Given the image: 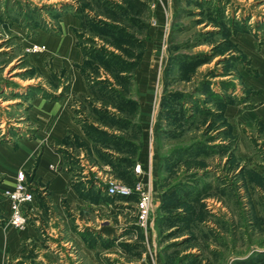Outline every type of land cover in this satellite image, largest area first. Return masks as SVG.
Masks as SVG:
<instances>
[{
	"label": "rangeland",
	"instance_id": "1",
	"mask_svg": "<svg viewBox=\"0 0 264 264\" xmlns=\"http://www.w3.org/2000/svg\"><path fill=\"white\" fill-rule=\"evenodd\" d=\"M109 1L126 7L135 22H142L143 31L138 23L134 25L139 28L114 24L135 44L126 41L123 48L115 49L81 31L79 10H85L89 21L111 22L99 14L98 5H104L99 0H0V229L9 225L10 214L3 193L13 187L4 150L13 154L18 145L34 143L59 157L61 164L54 169L69 176L78 198L89 205L79 214L81 220L83 217L92 225L137 226L136 243L121 244L131 248L126 249L128 259L141 257L150 247L152 264H264L260 259L264 253V0ZM89 25L86 22L88 30ZM101 50L127 64L131 86L123 87L121 79L98 64L99 57L92 58L93 51ZM196 55L203 57L204 64L187 69L186 64H178L168 72L174 56ZM98 84L108 91L126 92L127 98L138 102L135 118L106 107L110 115L132 122L126 131L95 122L93 108L104 106L90 94L97 91L92 88ZM201 87L221 95L223 107L227 104L222 120L228 124L229 119V127L223 128L221 119L209 115L174 127L180 101ZM34 98L42 102H32ZM199 98L207 109L217 112L210 103L213 99ZM165 99L171 122L162 116ZM229 106L233 109L227 110ZM190 107L191 103H185V115H191ZM52 109L67 114L65 130H53ZM86 124L122 137L127 145L117 151L94 144L86 136ZM159 128L170 134L157 143ZM195 143L214 149L206 157L165 163L166 169L158 174L160 155ZM217 147L227 148L228 154H221L224 150ZM39 148L32 166L19 172L26 174L34 194L43 196L46 189L33 182L42 153ZM105 156L116 166L115 161L124 163V168L133 162L134 168L141 166L140 178L153 194L146 229L137 225L135 196H106L103 183L108 180L133 186L137 179L132 175L120 178V168L104 162ZM190 181L197 183L198 200L161 211L163 197ZM29 208L30 212L38 209L36 199ZM164 217L167 219L161 220ZM36 221L39 225V219ZM57 249L56 253L45 252L42 246L40 254L33 251L13 263L15 259L1 242L0 264H68L60 263L63 259ZM100 257L96 252L97 264Z\"/></svg>",
	"mask_w": 264,
	"mask_h": 264
},
{
	"label": "crops",
	"instance_id": "2",
	"mask_svg": "<svg viewBox=\"0 0 264 264\" xmlns=\"http://www.w3.org/2000/svg\"><path fill=\"white\" fill-rule=\"evenodd\" d=\"M54 47H57L56 43ZM31 101L38 102L41 100L34 98ZM59 104L53 105L58 106ZM39 106L42 107V103ZM58 107L59 109L61 108V106ZM230 109L233 108L229 106L227 110ZM61 112L59 110L56 113L52 109L50 117L53 118L52 122L55 124L53 130H59L60 127L64 130L66 128L64 126L67 123L65 118L67 114H61ZM255 118L262 119L259 115H255ZM227 122L231 125L229 119H227ZM41 138L44 139L43 137ZM39 147L40 145L35 146L34 143H29L25 146L18 145L13 154L4 150V154L9 158L7 167L11 174L9 177L11 180L9 181L12 183L10 185H14L17 171H26L32 166L35 162V152ZM39 149L38 153H41V150L42 153L36 162L37 169L33 182H37L38 186L41 185L46 189V192L44 191L45 195L43 193L42 196L38 192L35 194L38 209L36 211L33 209L29 213V223L24 230H16L10 225H6L2 230L0 229V245L2 242L3 250L8 251L11 259H15L13 263L22 261L23 258H26L24 256L33 251L38 254V250L40 248L42 250V246H44L45 252L53 251L54 253H56L54 249L59 247L57 250L59 251L60 258L63 259L60 263L97 264L98 261L95 258L96 252H99V255H101L99 259L100 264H108V262L114 264L154 263L153 257L149 255V251L154 253L152 248L148 247L149 251L142 252L141 257L131 260L128 259L126 254V249L131 248L121 245L136 243L134 240L135 233L138 231L136 225L102 226L92 225L90 221L85 223L83 217L81 220L79 214L81 215L84 208L89 205L78 198L76 192L71 187L69 176L54 169V167L61 164L59 157L47 153L46 150L48 149L46 147H40ZM153 175L155 177V173ZM36 219H39V225H37ZM34 222L36 225H34ZM23 247L27 249L24 250L26 251L24 253L21 251ZM39 258L35 259L34 262L37 263ZM23 264H26V262H23Z\"/></svg>",
	"mask_w": 264,
	"mask_h": 264
},
{
	"label": "trees",
	"instance_id": "3",
	"mask_svg": "<svg viewBox=\"0 0 264 264\" xmlns=\"http://www.w3.org/2000/svg\"><path fill=\"white\" fill-rule=\"evenodd\" d=\"M92 2L96 1V0H91ZM100 2L103 3V0H99ZM106 2L102 4H99L98 8L101 9L102 11L99 12V14H101V16H103L104 18H107L108 20H110V23L107 22H97L96 20H92L89 21L87 20L89 18V16L87 15V17L85 16V10L84 11H80L77 12V16L80 17L81 19V31L90 34V36H95L96 38H99V40H101L105 45L111 46L115 49H121L123 48V42L126 41H131L133 44H135V40L131 37H129L123 30H121L120 28L117 27V25H114L115 23H121L124 24L125 26H129V27H133L136 26L139 28L140 31H143L144 27L142 25V22H135V20L132 19V16H130L128 10H126V7H123L122 5H118V4H112L111 1L107 0L104 1ZM219 9H217V13L219 14ZM34 17V15H31ZM84 17V18H83ZM28 18V16H26V19ZM216 19H218V17H215ZM34 19V18H33ZM15 21V20H14ZM90 23V29L88 30L87 28H85V24L86 22ZM18 23L21 25V23L18 21ZM134 23H138L139 26L134 25ZM28 24H32L31 22H28ZM28 27L29 28V26ZM133 24V25H132ZM79 36V34L77 33V37ZM142 48V45H141ZM96 55V56H95ZM103 56H107L105 59ZM96 58H100L98 64H101V66L103 68H105L106 70H108L109 72L114 73L115 78L119 81H123L121 82L123 84V87L126 86L127 84L129 86H131L132 83V73L131 71H127L126 67L127 64L124 63V61H121V59H119L118 57L114 56L113 54L111 55H107L105 52L101 51H93L92 52V58L94 59ZM203 57L202 56H192V57H178V56H174L173 58H171L170 63H169V70L168 72L171 73L172 70H174L173 68H175L176 65L178 64H186L185 65V69L187 68H191L193 66H199L204 64L203 60H201ZM184 69V68H183ZM83 74V73H82ZM129 74V75H128ZM84 75V74H83ZM121 79V80H120ZM202 85V84H201ZM207 85V84H204ZM92 90H97L96 92H90V94L93 96L95 102H102L103 103V108L101 109H96L93 108V111L96 112L97 117L94 119L95 122L100 123L103 126H107L110 128H115L117 130L120 131H126L128 129V126L130 125V123L132 124V122L130 120L127 119H121V118H116L113 115H110V113L106 110L107 106H111L114 109H117V111L123 113V114H131L132 118L139 113V104H137L138 102H134L132 100H130L129 98L126 97V92L123 94L121 93H117V91L115 90H110L108 91L105 87H103V85L98 84L95 85ZM206 95V97H209L211 99H213L212 101H210V103H212L213 105H215L217 112H211L209 109H207L205 107V104H201V101H199V96H203ZM181 100V99H180ZM222 97L221 95H216L214 94L212 91H208L206 89H204L203 87L201 88H196L195 91L190 94L188 96V99H186V101H180V115L178 114V117L175 116V118H173V120L176 121V123L174 124V127H181L182 124L183 125H189L190 123H193L194 120H196L197 117L203 116H211V118H218L219 120L221 119L220 124H222L223 128L229 127L228 124H226V120H222V113L225 108L227 106V104H223L224 102L221 101ZM191 103V107L189 108V111H191V115H185L186 114V108H185V103ZM218 102V104H217ZM182 103H184L182 105ZM169 106V105H168ZM166 105V99L163 101V107H162V116L163 119H169L170 122L172 120V118L169 116L171 115L170 109ZM220 107V109H219ZM210 112H209V111ZM222 112V113H221ZM170 125V124H169ZM173 126V125H172ZM85 133L87 138L92 141L94 144L100 145L102 147H112L115 150L118 151V149H122V146H126V140L123 139L122 137L119 136H113L110 135L108 133H105L104 131L100 130V129H96L91 125H85ZM136 130L138 133H140L139 126L138 124L135 126ZM158 135H157V143L161 141L162 138L167 137V134H170L169 131L161 130L160 128L158 129ZM218 149H223L224 152H221V154H228V151H226L227 148H223V147H217ZM214 147H209V146H205L202 144H192L186 148H177L176 150L172 151L171 153H169L168 155H160L161 158V163L159 165L158 168V174L160 175L162 172H164V170L166 169L164 164H168V163H172L175 164L177 161H183L184 159H196L198 157H206L208 155V151H213ZM120 151V150H119ZM211 154V153H210ZM215 154V153H212ZM102 160H104V162L110 164L111 166H113L115 169H118V173L120 178H124V177H131V175L133 176V178L136 180L135 176H134V162H130L132 164L128 165V168H124L122 167V165H124V163L122 164L121 162L115 161L117 163V166L112 162L111 157L105 156V158ZM122 164V165H121ZM134 164V165H133ZM157 174V175H158ZM123 180V179H122ZM125 181V180H124ZM134 184V181H133ZM197 183L190 181L187 182L186 184H179L176 186V188L171 191L169 193V195L164 196L163 197V201L161 203V207L160 210L161 211H166V210H171V209H175L176 205L179 204H183V203H192V202H196L199 198V189L197 188ZM201 193V192H200ZM89 196V194H88ZM90 197V196H89ZM107 199V197H105ZM167 219L166 217L161 218V220H165ZM172 222V221H169ZM172 224V223H169ZM162 226V225H160ZM169 227H175V225H167ZM126 248H129L130 246H125ZM264 260V253L262 254L261 258ZM245 262V261H240ZM248 262H252V261H248ZM108 264H114L111 262H108ZM244 264H253V263H244Z\"/></svg>",
	"mask_w": 264,
	"mask_h": 264
},
{
	"label": "built area",
	"instance_id": "4",
	"mask_svg": "<svg viewBox=\"0 0 264 264\" xmlns=\"http://www.w3.org/2000/svg\"><path fill=\"white\" fill-rule=\"evenodd\" d=\"M134 175L137 182L133 186L108 180L103 183V189H105L106 196L113 198L128 199L135 196L137 225L142 229H146L153 209V194L150 185L142 182L143 180L140 178L143 175L140 165L135 166ZM3 196L10 206L9 225L14 229L24 230L30 219L29 206L35 201V194L27 182L24 172H19L16 175L13 187L5 190Z\"/></svg>",
	"mask_w": 264,
	"mask_h": 264
}]
</instances>
